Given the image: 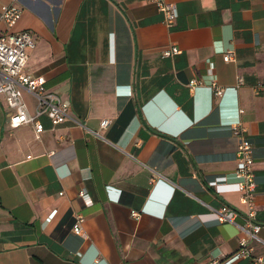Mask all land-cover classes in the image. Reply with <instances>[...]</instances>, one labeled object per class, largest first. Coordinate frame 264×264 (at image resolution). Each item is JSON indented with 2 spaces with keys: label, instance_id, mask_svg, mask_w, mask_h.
<instances>
[{
  "label": "crops",
  "instance_id": "0c3cea01",
  "mask_svg": "<svg viewBox=\"0 0 264 264\" xmlns=\"http://www.w3.org/2000/svg\"><path fill=\"white\" fill-rule=\"evenodd\" d=\"M170 1L176 18L165 26L151 0H0L20 9L10 30L31 34L24 71L66 99L70 116L56 126L40 116L36 136L8 126L0 95V264H198L230 254L237 228L211 209L243 212L231 186L236 122L252 145L264 242V0ZM169 46L179 53L161 56ZM22 98L32 113L34 100Z\"/></svg>",
  "mask_w": 264,
  "mask_h": 264
},
{
  "label": "built area",
  "instance_id": "2783aa9c",
  "mask_svg": "<svg viewBox=\"0 0 264 264\" xmlns=\"http://www.w3.org/2000/svg\"><path fill=\"white\" fill-rule=\"evenodd\" d=\"M156 9L162 14V23L171 26L176 18V10L170 0H151ZM20 16V9L15 5H2L0 7V95L8 109L7 124L11 128L20 125H28L37 136L42 131L40 116H45L51 126L62 123L69 116V103L66 99L60 98L53 92L46 89L45 80L41 75H32L24 71L27 60V52L34 45L31 34L28 31L13 32L10 29ZM179 53L176 46H169L161 50V56L171 57ZM231 59L230 53L225 52L223 61ZM241 82V78L237 79ZM196 82L191 80L190 87ZM212 87V88H211ZM214 95H221V89L212 84ZM22 92H26L34 100L33 112L29 113L27 105L22 98ZM107 119L99 121V127L105 128ZM87 132L98 136L95 130L86 129ZM231 131L238 136L235 148V181L231 184L232 189L239 195V203L243 206V212L221 204L211 209V218L217 222H230L237 228L236 249L227 255L205 258L198 264H233L241 259H247L250 264H264V255H254L253 243L264 246V242L258 237L260 224L256 221V208L254 205L255 181L252 170V145L243 135V128L239 122L231 124ZM159 180L150 178V183H158ZM223 182V178H216L215 183ZM173 188L170 189V192ZM77 196L85 206L91 204L86 192L78 190ZM143 208L131 210L130 216L138 220ZM238 218L240 221H238ZM83 216L74 214L72 232L80 233V222Z\"/></svg>",
  "mask_w": 264,
  "mask_h": 264
},
{
  "label": "clouds",
  "instance_id": "9594fccd",
  "mask_svg": "<svg viewBox=\"0 0 264 264\" xmlns=\"http://www.w3.org/2000/svg\"><path fill=\"white\" fill-rule=\"evenodd\" d=\"M127 93H129V91H128ZM156 184H157V182L153 184V187H154Z\"/></svg>",
  "mask_w": 264,
  "mask_h": 264
}]
</instances>
